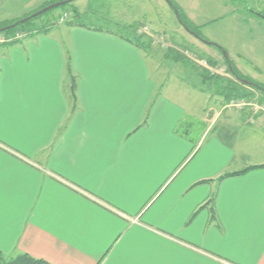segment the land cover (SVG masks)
Returning <instances> with one entry per match:
<instances>
[{"label":"crops","instance_id":"obj_1","mask_svg":"<svg viewBox=\"0 0 264 264\" xmlns=\"http://www.w3.org/2000/svg\"><path fill=\"white\" fill-rule=\"evenodd\" d=\"M37 28L0 45V253L264 264V113L196 106L114 29Z\"/></svg>","mask_w":264,"mask_h":264},{"label":"rangeland","instance_id":"obj_2","mask_svg":"<svg viewBox=\"0 0 264 264\" xmlns=\"http://www.w3.org/2000/svg\"><path fill=\"white\" fill-rule=\"evenodd\" d=\"M50 1L2 0L0 1V19L16 16L15 14H24L20 17L21 19L29 17L54 3H49ZM174 1L187 16H190L204 38L217 43L227 51L240 74L264 85V0ZM73 6H77L81 12L85 11L87 16L85 19L90 24L105 27L110 25V22H117L121 25H134L133 31L138 28L142 29L143 35L147 34L153 38L154 42L146 52L156 59L154 61L163 87L169 90L189 91L196 106L199 107L201 102H205L206 106H211L218 101L217 104L221 106L231 107L228 104L238 99L252 103L264 102L256 94L254 99L239 97L226 100L210 79H203L202 73L205 69L212 74L218 73L232 77L228 66L224 63L220 49L198 39L185 29L166 0H71L25 21L19 28H26L24 31L28 35L30 33L28 31L34 26L51 25L54 29L64 27ZM252 11L260 13L263 17L254 15ZM91 16L94 18L90 19ZM0 36L9 38L5 32H0ZM3 44L4 42L0 41V45ZM169 49L184 53L196 63V67L174 59ZM211 59L215 64L211 63ZM237 82L264 97L262 90L240 81ZM179 90L176 94L185 97ZM249 105L245 104L244 107ZM196 109L199 108L196 107ZM189 118L194 120L195 116L188 114L187 119Z\"/></svg>","mask_w":264,"mask_h":264},{"label":"trees","instance_id":"obj_3","mask_svg":"<svg viewBox=\"0 0 264 264\" xmlns=\"http://www.w3.org/2000/svg\"><path fill=\"white\" fill-rule=\"evenodd\" d=\"M55 1H57V0H51L49 3H52ZM171 1L173 2V5H170V6L172 7V9L177 8L179 10L183 22L191 30H193L196 33H198L199 35L203 36L199 32V30L197 29L193 20L189 16H187V14L181 9V7L178 5V3L175 2L174 0H171ZM68 2H66V3H68ZM61 5H64V4H61ZM252 13L254 15L263 17L258 12L252 11ZM37 15H39V14H37ZM37 15L28 18L26 21H28L31 18H35ZM85 18H87L86 14L82 13L76 6H73L72 12L70 13V17L68 20H66V23L68 25H80V26L91 27V28H95V29H99V30L114 29L117 31L115 33H117V35H119L121 38L135 44L136 46L144 49L145 51H147L149 49V46H151L154 42L153 38H151L150 36H147V34L143 35V30H142V33H138V34L135 33V31H133L134 25L128 26V25H121L120 23H117V22H110V25H106L104 27L102 25L90 24L89 22L86 21ZM91 18H94V17L91 16L90 19ZM23 24H24V22L21 21V18L14 19L12 21L1 22L0 23V32H5V34L9 37L15 36L16 33H19V32L25 33L24 30L26 28H23V29L19 28V26H23ZM11 25H13V26H11ZM39 27L40 26H38V28L36 29L37 32H47L53 26H51V25L47 26L46 25L43 28H39ZM115 27H117V28H115ZM33 31H34V29H31V31H28V32H30L29 35L35 32V31L34 32ZM25 36H27V34ZM19 40H21V38L15 39L11 42H4V43H15ZM213 45L218 47L223 54V49L221 46H219L217 43H213ZM169 53L171 54V56L174 59H176L178 61H182L184 63L191 65V66L196 65V63H194L191 59H189V57H187L184 53H181L178 50L169 49ZM223 60H224V63L228 66V70H229L232 78H229L227 76H224V75H221L218 73L212 74L210 71L205 69V72L202 73L203 79L204 80L210 79V81L213 82L218 87L219 92L224 96V98L226 100H230L232 98H239V97L240 98H247V99H254L255 93L250 92L249 87L242 86V85L238 84L237 81H240V82L248 84V85H251V84L246 83L245 81L241 80L239 77H237V75L240 76L241 78H246V79H249L253 82H256V81L253 79L247 78V77L243 76L242 74H240V72L238 71V69L236 68L235 64L233 63V61L231 60L230 57H229V59H227L225 57V55L223 54ZM211 63H213V60ZM229 63L231 64V67L229 66ZM213 64H215V63H213ZM67 72L69 73L70 78H71V86H70L71 95L75 99L76 98V95H75V92H76V76L74 75V73L72 71V64H71L70 56L68 57V60H67ZM256 83H258L259 85L264 87L263 84H261L259 82H256ZM251 86H254V87L262 90L264 93V89L261 88L260 86L259 87L255 86V85H251ZM260 100L264 101V97L263 98L260 97ZM260 166H263V165H253V166L247 167V168L240 170V171L224 173L221 177L243 173V172H246L250 168L260 167ZM211 200H213V199H211ZM0 264H53V263L44 259V258L35 257L29 253L21 252V253H18L17 255L12 256L10 258L5 257L2 253H0Z\"/></svg>","mask_w":264,"mask_h":264},{"label":"water","instance_id":"obj_4","mask_svg":"<svg viewBox=\"0 0 264 264\" xmlns=\"http://www.w3.org/2000/svg\"><path fill=\"white\" fill-rule=\"evenodd\" d=\"M68 1L70 2L71 0H62V1L54 2V3L50 4V5H48V6L44 7V8H42L41 10H39V11L33 13V14L30 15L29 17H25V18L21 19V21H22V22H25L28 18H30V17H32V16H35V15L40 14V13H42V12H45L46 10H48V9H50V8H52V7L59 6V5H61V4H65V3L68 2ZM166 1L169 3V5H173V2H172L171 0H166ZM174 11H175L176 16H177L178 20L180 21V23H181V24L185 27V29H187L191 34H193L195 37H197L198 39H200V40H202V41H204V42H206V43H208V44H213V43H214V42H212V41H210V40L204 38L203 36L199 35V34L196 33L195 31L191 30V29H190V28H189V27L183 22L179 10H178L177 8H174ZM11 26H13V25H11ZM223 54L225 55V57H226L227 59H229V55H228L227 51L223 50ZM229 66L231 67V64H230V63H229ZM237 77H239L241 80L245 81L246 83H249V84H251V85H255V86H258V87L260 86L261 88L264 89V87H262L261 85H259V84L256 83V82H253V81H251V80H249V79H246V78H241V77L238 76V75H237Z\"/></svg>","mask_w":264,"mask_h":264},{"label":"built area","instance_id":"obj_5","mask_svg":"<svg viewBox=\"0 0 264 264\" xmlns=\"http://www.w3.org/2000/svg\"><path fill=\"white\" fill-rule=\"evenodd\" d=\"M26 35L25 33L23 32H19V33H16L15 36H8L9 38H6V37H3V36H0V41H3V42H11L15 39H18V38H23V36ZM245 104H250L255 110L257 111H262L264 113V102H249V101H245L244 99H238V100H232L230 102L229 105L231 106H240V107H243L245 106Z\"/></svg>","mask_w":264,"mask_h":264}]
</instances>
